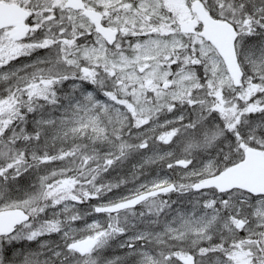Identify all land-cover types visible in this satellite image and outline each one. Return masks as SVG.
I'll return each instance as SVG.
<instances>
[{
    "label": "snow or ice",
    "instance_id": "1",
    "mask_svg": "<svg viewBox=\"0 0 264 264\" xmlns=\"http://www.w3.org/2000/svg\"><path fill=\"white\" fill-rule=\"evenodd\" d=\"M0 264H264V0H0Z\"/></svg>",
    "mask_w": 264,
    "mask_h": 264
}]
</instances>
